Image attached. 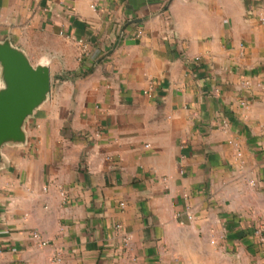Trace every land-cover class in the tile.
<instances>
[{
    "label": "crops",
    "instance_id": "crops-1",
    "mask_svg": "<svg viewBox=\"0 0 264 264\" xmlns=\"http://www.w3.org/2000/svg\"><path fill=\"white\" fill-rule=\"evenodd\" d=\"M4 40L52 81L0 264H264V0H0Z\"/></svg>",
    "mask_w": 264,
    "mask_h": 264
},
{
    "label": "water",
    "instance_id": "water-1",
    "mask_svg": "<svg viewBox=\"0 0 264 264\" xmlns=\"http://www.w3.org/2000/svg\"><path fill=\"white\" fill-rule=\"evenodd\" d=\"M0 165L6 144H25V123L46 101L51 90L49 66L33 65L10 40L0 41Z\"/></svg>",
    "mask_w": 264,
    "mask_h": 264
},
{
    "label": "built area",
    "instance_id": "built-area-1",
    "mask_svg": "<svg viewBox=\"0 0 264 264\" xmlns=\"http://www.w3.org/2000/svg\"><path fill=\"white\" fill-rule=\"evenodd\" d=\"M117 227L120 228L121 226L118 225ZM257 234H259L262 237V240L264 241V228H260L259 230H257ZM32 237L35 240H37L40 243V245H46V244H48V242L37 231L32 232ZM125 242H126V245L129 246V243H128V240L127 239L125 240ZM1 252H2V250L0 248V254H1Z\"/></svg>",
    "mask_w": 264,
    "mask_h": 264
}]
</instances>
